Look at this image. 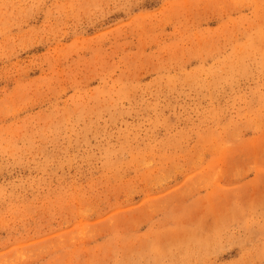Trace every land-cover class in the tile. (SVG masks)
Instances as JSON below:
<instances>
[{
	"label": "rangeland",
	"instance_id": "obj_1",
	"mask_svg": "<svg viewBox=\"0 0 264 264\" xmlns=\"http://www.w3.org/2000/svg\"><path fill=\"white\" fill-rule=\"evenodd\" d=\"M0 264H264V0H0Z\"/></svg>",
	"mask_w": 264,
	"mask_h": 264
}]
</instances>
